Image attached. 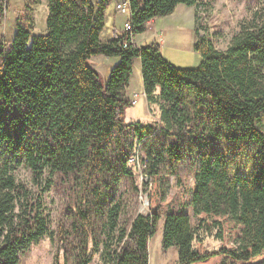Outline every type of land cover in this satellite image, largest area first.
Segmentation results:
<instances>
[{
  "label": "trees",
  "instance_id": "trees-1",
  "mask_svg": "<svg viewBox=\"0 0 264 264\" xmlns=\"http://www.w3.org/2000/svg\"><path fill=\"white\" fill-rule=\"evenodd\" d=\"M196 1L127 0L131 31L102 42L110 0H45L44 33L17 25L10 43L0 42V264H20L47 237L63 252L54 264H91L97 254L99 264H149L162 218L160 246L176 248L177 264H255L264 256V0L224 50L195 25L194 68L171 65L156 39L138 46L129 38ZM97 55L118 58L105 81L89 63ZM135 59L147 103L158 108L151 123L123 119ZM131 159L155 187L146 194L150 211L122 223L114 196L121 178H133ZM20 165L34 190L15 178ZM182 165L192 172L195 223L183 204H162L167 177ZM53 183L67 196L55 231L43 201ZM208 224L227 245L200 248Z\"/></svg>",
  "mask_w": 264,
  "mask_h": 264
},
{
  "label": "rangeland",
  "instance_id": "rangeland-1",
  "mask_svg": "<svg viewBox=\"0 0 264 264\" xmlns=\"http://www.w3.org/2000/svg\"><path fill=\"white\" fill-rule=\"evenodd\" d=\"M3 14L0 17V42L7 46L13 38L16 26L21 25L30 28L31 34L39 33L44 27L47 10L44 0H2ZM256 0H197L195 12L197 14L196 28L198 35L202 36L207 33L213 47L217 50H224L230 39L239 31V25L243 19H246L251 11L256 7ZM170 17L169 19L173 18ZM178 20V19H176ZM174 39L170 37L159 36L161 42L162 56L173 66L177 68H194L199 63V56L192 48L193 36H189V28L179 24H173ZM179 31V33H178ZM136 36V35H135ZM132 43H134V37ZM164 37V39H163ZM172 39V40H171ZM192 39V41H191ZM154 40V39H152ZM196 40V37H194ZM90 63V62H89ZM154 112V113H153ZM157 108L147 110L143 100L139 103L133 102L131 107L125 110L123 119L126 123L140 122L151 123L157 121ZM135 163V164H134ZM133 178H121L117 182V190L114 200H118L121 206L120 220L122 223L127 222L135 213L146 214L150 211L146 194L148 188H153L149 180L143 176L141 166L136 161H129L128 167ZM13 174L18 181L26 183L30 189H33L31 183V171L25 165H20L13 170ZM47 173L44 177H47ZM53 181L54 176L50 177ZM167 187V197L163 205L169 203L183 204L184 212L189 214L192 222L196 218L192 215L189 202L191 199V189L193 186L192 172L186 166H180L177 178L169 175ZM131 182L138 188L135 192L132 189ZM147 185V186H146ZM67 196L63 189L51 185L43 196L44 204L50 214L52 230L55 231L60 211L64 207ZM160 211L164 210V206ZM158 203L153 205L157 209ZM163 218L158 221L157 228L148 242L149 264H177V250L172 247L169 250L161 249V232L163 228ZM211 224H208L210 226ZM224 235L229 234L230 229L227 223L222 222ZM218 229L210 226L209 230L200 229L198 236L202 239L200 248L203 250H216L223 245H227V239H219ZM55 254H57V240L53 242L50 238H44L38 244L33 245L21 257L20 264H54ZM59 257L63 252L59 251ZM61 259V258H59ZM255 264H264V256ZM60 262H62L60 260ZM100 255L97 254L91 264H99ZM211 264V263H209ZM213 264H218L214 262Z\"/></svg>",
  "mask_w": 264,
  "mask_h": 264
},
{
  "label": "crops",
  "instance_id": "crops-1",
  "mask_svg": "<svg viewBox=\"0 0 264 264\" xmlns=\"http://www.w3.org/2000/svg\"><path fill=\"white\" fill-rule=\"evenodd\" d=\"M98 1L99 0H91L92 3H96ZM122 1L123 0H110L108 5L103 10V26L99 35L100 41L106 42L107 40H109L113 35V31L115 30L119 32L124 31L123 26L129 20V13L127 11L119 12L116 9V4ZM45 7H46V2H45ZM194 15H195V9L193 6H186L180 4L175 8V10L171 14L149 20L147 23L146 30L143 33L138 34L134 37V43L139 46L144 42L150 41L152 39L158 40L159 36H163V35L165 38L170 37L174 39L176 35L174 34L175 26L173 24L175 23L189 28L190 30L189 36L192 37V35H194L193 41L191 39L192 41L191 43H193L192 45L193 48L195 43L194 31L196 25ZM172 16L174 17L169 19ZM45 31H46V26L44 21V27L42 31H40L39 33H44ZM161 42L160 44H162ZM89 62L90 65L95 70L98 71L102 80L105 81L109 75L110 70L117 64L118 58L117 57L108 58L102 55H97L91 57ZM126 95L132 100V102L135 101V103H139L140 100L142 99L148 112L149 110H154V108L156 107L154 105L149 106L147 103V99L144 95L139 59H135L133 62L128 87L126 89ZM157 113H158V108H157Z\"/></svg>",
  "mask_w": 264,
  "mask_h": 264
},
{
  "label": "built area",
  "instance_id": "built-area-1",
  "mask_svg": "<svg viewBox=\"0 0 264 264\" xmlns=\"http://www.w3.org/2000/svg\"><path fill=\"white\" fill-rule=\"evenodd\" d=\"M116 9H117V11H119V12H126V11H127V12L129 13L127 0H123L122 2L117 3V4H116ZM129 17H130V13H129ZM131 29H132V25H131L130 21L128 20V21L124 24V26H123V30L126 31V32H127V31L130 32ZM129 38H130V41H131V43H132V40H133V34H129ZM131 161L133 162V161H135V160H134V159H131ZM137 162H138V159H137ZM138 165H139V163H138Z\"/></svg>",
  "mask_w": 264,
  "mask_h": 264
}]
</instances>
